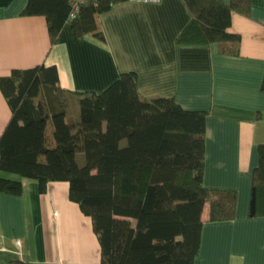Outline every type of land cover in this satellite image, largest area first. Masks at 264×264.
<instances>
[{
	"label": "trees",
	"instance_id": "trees-1",
	"mask_svg": "<svg viewBox=\"0 0 264 264\" xmlns=\"http://www.w3.org/2000/svg\"><path fill=\"white\" fill-rule=\"evenodd\" d=\"M69 1L27 0L21 14L43 15L50 43L66 22L76 38L103 39L98 14L119 0H87L73 18ZM185 3L191 18L176 43L216 42L221 53L238 54L240 36L227 27L232 11L249 14L250 0ZM136 81L135 71H123L101 91L78 92L79 117L71 121L64 101H55L54 65L0 76L11 109L0 135V170L20 176L0 175V192L21 194V177L36 180L40 191L50 180H66L69 198L92 219L98 264H193L204 204L208 221L232 219L236 192L202 182L207 111L183 108L171 96L146 98ZM257 215H264V142L248 204V216Z\"/></svg>",
	"mask_w": 264,
	"mask_h": 264
},
{
	"label": "crops",
	"instance_id": "crops-1",
	"mask_svg": "<svg viewBox=\"0 0 264 264\" xmlns=\"http://www.w3.org/2000/svg\"><path fill=\"white\" fill-rule=\"evenodd\" d=\"M27 0H0V76L13 68L54 65L55 101L101 91L120 72L135 71L138 92L171 96L183 108L206 110L202 182L236 192L234 217L208 221L201 211L200 247L193 264H264V215L248 216L251 174L264 142V0L248 15L232 11L227 30L239 34L238 54L216 42L176 43L189 22L185 0H119L98 14L103 33L76 38L66 22L50 43L43 15H22ZM11 109L0 90V135ZM67 118V114H66ZM0 175L18 178L0 170ZM22 193L0 192V264H98L92 219L69 198L66 180L40 191L21 177Z\"/></svg>",
	"mask_w": 264,
	"mask_h": 264
},
{
	"label": "rangeland",
	"instance_id": "rangeland-1",
	"mask_svg": "<svg viewBox=\"0 0 264 264\" xmlns=\"http://www.w3.org/2000/svg\"><path fill=\"white\" fill-rule=\"evenodd\" d=\"M65 101H66V108H67V112H66L67 118L72 121V120H74V118L76 117V114H77L76 108L74 107L75 97L67 94V95H65ZM82 158L83 157L80 156V160Z\"/></svg>",
	"mask_w": 264,
	"mask_h": 264
},
{
	"label": "built area",
	"instance_id": "built-area-1",
	"mask_svg": "<svg viewBox=\"0 0 264 264\" xmlns=\"http://www.w3.org/2000/svg\"><path fill=\"white\" fill-rule=\"evenodd\" d=\"M86 1L87 0H70L69 1L70 9H69L68 17L69 18L75 17L81 4L85 3Z\"/></svg>",
	"mask_w": 264,
	"mask_h": 264
}]
</instances>
